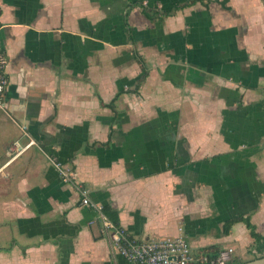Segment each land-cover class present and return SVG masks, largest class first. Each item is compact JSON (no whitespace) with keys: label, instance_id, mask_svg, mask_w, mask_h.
Returning <instances> with one entry per match:
<instances>
[{"label":"crops","instance_id":"obj_1","mask_svg":"<svg viewBox=\"0 0 264 264\" xmlns=\"http://www.w3.org/2000/svg\"><path fill=\"white\" fill-rule=\"evenodd\" d=\"M192 1L0 0V264H130L48 157L136 241L264 257V4Z\"/></svg>","mask_w":264,"mask_h":264},{"label":"built area","instance_id":"obj_2","mask_svg":"<svg viewBox=\"0 0 264 264\" xmlns=\"http://www.w3.org/2000/svg\"><path fill=\"white\" fill-rule=\"evenodd\" d=\"M7 57L0 45V110L5 111L4 96L9 83L6 72ZM25 134V129L22 128ZM26 135V134H25ZM35 143L29 139L22 144L19 140L12 142L8 148L9 162L21 156L28 148ZM50 163L58 172L62 182L75 185V189L82 196L81 204L96 210L98 213L97 221L111 245L118 254L130 264H202L205 262L204 256L195 257L188 243L182 238L173 239H149L136 241L132 239L126 231L118 225L110 222L102 215L100 208L91 203L85 196V192L79 184L72 180V173L64 168L60 163L48 157ZM232 250L227 249L219 252L216 259L210 264H226L231 259Z\"/></svg>","mask_w":264,"mask_h":264},{"label":"trees","instance_id":"obj_3","mask_svg":"<svg viewBox=\"0 0 264 264\" xmlns=\"http://www.w3.org/2000/svg\"><path fill=\"white\" fill-rule=\"evenodd\" d=\"M200 1H202V0H194V1L190 2V5L194 4L196 2H200ZM261 1L264 4V0H261ZM136 60L138 61V64L140 65L141 70L143 71V74H142V77H141V80L143 81L145 79V75H146V72L144 70L143 61L140 58H136ZM101 213L110 222H112L115 225H118L117 216H116V214L114 212H111L108 208H102ZM238 222L243 223L245 225L246 229L248 230L249 235H250V237L252 238V241H253L252 247L255 246L256 244H258L261 241L262 238H261L260 234H258L256 232V228L250 222L249 218H238V219H235V220H229L228 222H226L224 224L223 234L226 235L228 233L230 227L234 223H238ZM214 250H216V249L215 248H208L207 251L202 254V256H204V258H205V262L202 263V264H210V262L212 260L217 258V256L219 255L220 251H215L214 252ZM240 263H242V262L241 261H234V260L230 259V261L227 262L226 264H240Z\"/></svg>","mask_w":264,"mask_h":264},{"label":"water","instance_id":"obj_4","mask_svg":"<svg viewBox=\"0 0 264 264\" xmlns=\"http://www.w3.org/2000/svg\"><path fill=\"white\" fill-rule=\"evenodd\" d=\"M240 264H264V257H260V258L254 259L252 261H248V262H244V263H240Z\"/></svg>","mask_w":264,"mask_h":264},{"label":"rangeland","instance_id":"obj_5","mask_svg":"<svg viewBox=\"0 0 264 264\" xmlns=\"http://www.w3.org/2000/svg\"><path fill=\"white\" fill-rule=\"evenodd\" d=\"M231 257H232V255H231ZM249 259H251V257H248L246 260H249Z\"/></svg>","mask_w":264,"mask_h":264}]
</instances>
